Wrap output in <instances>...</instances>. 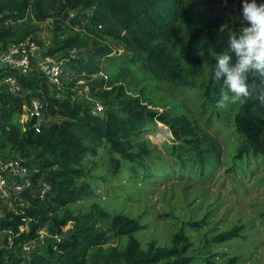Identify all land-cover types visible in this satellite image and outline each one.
<instances>
[{
    "label": "trees",
    "instance_id": "1",
    "mask_svg": "<svg viewBox=\"0 0 264 264\" xmlns=\"http://www.w3.org/2000/svg\"><path fill=\"white\" fill-rule=\"evenodd\" d=\"M47 21L56 32L48 53L68 58L66 75L84 73L90 80L102 74L92 81L90 91L105 110L102 116L92 113L88 101L72 98L69 90L59 92L36 69L16 76L20 95L0 90V162L19 158L31 170L35 188L40 181L51 187L42 200L28 190L9 196L0 192V209L7 201L12 205L0 214V235L4 234L0 264H192L194 258L186 255L192 242L185 228L173 234L169 247L151 241L142 248L135 238L145 228L139 219L111 215L97 204L78 213L68 206L91 195L84 163L99 150L112 174L124 173L130 181L148 179L158 164L153 161L156 146L145 136L156 123L179 143L170 147L179 167L203 163L205 150L217 154L212 138L182 112L186 105L171 103V97L163 98L159 90L166 86L170 91H195L201 114L207 106L216 109L224 77L219 82L213 78L215 57L228 50L229 64L235 66L237 57L228 38L243 26L233 18L225 22L221 15H210L190 0H0V50L27 40L41 43L40 25ZM112 43L125 53L116 54ZM75 50H87L90 57L71 54ZM66 80L62 79L64 87L71 88L73 82ZM253 81L260 83V78L249 73L248 82ZM31 98L42 103L41 117L56 116L60 121H23L24 103ZM237 105L231 123L244 139L240 153L264 155V105L255 96ZM260 218L264 222V212ZM203 223L189 221L187 228L197 230ZM68 225L67 235L50 239L41 252H22L21 246L37 240L42 230L62 236ZM241 230L231 228L211 242L230 241ZM123 237L121 246L109 245ZM213 258L205 257L203 263L238 261Z\"/></svg>",
    "mask_w": 264,
    "mask_h": 264
},
{
    "label": "rangeland",
    "instance_id": "2",
    "mask_svg": "<svg viewBox=\"0 0 264 264\" xmlns=\"http://www.w3.org/2000/svg\"><path fill=\"white\" fill-rule=\"evenodd\" d=\"M190 1L210 15H221L225 22L232 18L231 13L221 9L216 0ZM247 2L251 3L252 0ZM256 3L262 4L264 0H256ZM40 26L39 41L48 48L53 44L56 32L51 21ZM112 47L116 54L125 53L116 43H112ZM73 53L83 59L90 57L87 50H75ZM84 75L70 71L65 78H68L66 81H84L91 88L92 81L101 78L102 74L92 76L90 80L85 79ZM78 86L76 82L70 90L76 93ZM63 89L65 93L68 92L67 87ZM159 93L163 98L170 96L173 104L186 105L187 109H182V112L190 115L201 131L212 138L217 145V154L205 150L203 163L196 161L179 167V159L170 151L172 145L179 143L173 140L166 127L156 123V127L145 136L156 146L153 161L158 164L148 179L130 181V177L124 173L112 174L103 165L105 155L99 150L96 156L84 163V180L89 183L91 195L68 208L75 213L86 212L97 204L111 215L120 213L139 219L145 228L135 233V238L142 248L151 241L158 246L169 247L173 234L185 228L192 242L186 254L194 258L192 264H204L203 259L210 256L216 262L237 257V264H264V222L260 218L264 212V155L240 153L244 139L235 132L231 123L238 105L228 104L223 109L207 106L205 113L201 114L195 91H170L164 86ZM72 98L98 101L92 91ZM98 102L102 103L100 100ZM162 102L173 107L165 99ZM43 120L50 124L59 122L60 118L44 114L39 123ZM203 148L207 149L208 146L204 145ZM10 209L12 205L7 201L2 205L0 214ZM189 221L204 223L200 229L192 230L187 228ZM235 227H242L239 237L219 244L211 242L213 236ZM69 229L70 225L65 227L59 238L65 237ZM3 235H0V249L4 248ZM49 240L48 237L39 239L34 245L35 252H41ZM125 241L126 237H123L111 241L109 245L121 246Z\"/></svg>",
    "mask_w": 264,
    "mask_h": 264
},
{
    "label": "built area",
    "instance_id": "3",
    "mask_svg": "<svg viewBox=\"0 0 264 264\" xmlns=\"http://www.w3.org/2000/svg\"><path fill=\"white\" fill-rule=\"evenodd\" d=\"M216 2L221 9L231 13L232 18L239 24L242 26L247 24L243 20L242 7L240 6L242 0H216ZM70 57L73 58L74 56ZM66 62H68V58H60L49 54L48 48L42 46L39 42L27 40L17 45H10L4 50H0V76L6 73L4 77L0 78V90L3 87L4 90L13 95H20V87L16 78L18 76H26L36 69L38 73L47 79L52 87L60 92L64 90L62 79H68L65 78L67 75L64 73ZM71 82H73V79L67 81L68 84ZM76 82L79 85L77 87L79 89L74 93L70 89L75 86ZM73 84L71 88L68 87L67 89L73 92L74 96L90 92L88 84L84 81L77 80ZM98 101H91L89 103L92 107V113L102 116L105 106ZM23 109L25 114L22 118L26 122L31 118H41L43 106L38 99L31 98L27 103H24ZM31 178V170L19 158L12 157L5 162H0V192L4 196L17 195L21 191L28 190L30 193L37 195L41 200L44 199L51 190L50 185L45 181H40L35 188ZM7 193L10 194L7 195ZM20 231H23V228H20ZM43 237L57 241L60 240L59 236H50L46 230H42L37 240L21 246L22 252L24 254L35 252V243Z\"/></svg>",
    "mask_w": 264,
    "mask_h": 264
},
{
    "label": "clouds",
    "instance_id": "4",
    "mask_svg": "<svg viewBox=\"0 0 264 264\" xmlns=\"http://www.w3.org/2000/svg\"><path fill=\"white\" fill-rule=\"evenodd\" d=\"M242 12L247 26L241 27L238 35L233 32L228 38L231 50L236 53L235 66L229 64L228 50L215 57L218 64L213 78L219 82L224 77L220 99L216 104L218 109L228 104L243 103L253 96L264 105V3L242 0ZM249 73L258 75L260 83H249Z\"/></svg>",
    "mask_w": 264,
    "mask_h": 264
}]
</instances>
